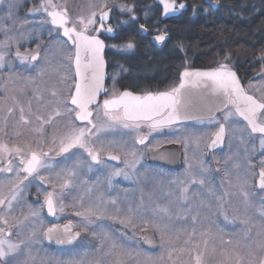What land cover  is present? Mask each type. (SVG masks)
I'll use <instances>...</instances> for the list:
<instances>
[{
  "label": "snow or ice",
  "instance_id": "obj_1",
  "mask_svg": "<svg viewBox=\"0 0 264 264\" xmlns=\"http://www.w3.org/2000/svg\"><path fill=\"white\" fill-rule=\"evenodd\" d=\"M3 3L4 0H0V4ZM159 3L163 5L165 15L175 10L174 0L172 2L170 0H159ZM13 6L12 3L8 5L9 16H11ZM106 7V3L90 5V8H92L90 15H80L75 19L69 13L67 0L62 4H58L54 0H40L39 7L30 10L34 12L43 11L47 14L49 20L45 22L53 26L49 31L50 35L53 32L59 34L62 30V36L67 39L61 41V44L66 49V59L69 62L65 66V73L60 76V83L66 86V95H62L60 90L55 88L50 90V96L53 99L48 100L47 103L53 105V109L47 118L39 113H33L31 100L27 103L26 113L25 106L13 98L19 110V120L17 121L19 126H30L33 123L32 116L38 122L39 126L28 128L29 133L36 134L34 138L38 144L43 142L46 132L45 126L51 125L54 118L66 116L68 119L63 126V131L52 133L51 142L53 144L58 142L59 144L56 154L62 155L72 153L73 149H82L91 157L92 161L101 163L100 149L93 146V137L99 139L101 132L119 127L128 130L129 133H136L135 143L145 145L152 133L165 127H172L182 120L192 119L187 113V106L191 103V100L186 98L185 92L189 88H193L201 89L208 95L220 98L223 103V108L217 109V111L222 112L224 122L220 123L214 116L208 121L209 124H219L218 130L214 133L211 143L208 145L209 148L223 142L226 124L237 125L238 127L235 130L241 133L250 130L248 132L250 138L259 133L261 147H264V95L256 98L247 94L241 86L236 72L226 63H220L217 68L210 71L192 72L185 70L180 73L179 85H174L168 90L155 94L149 92L145 95H134L129 91L116 92L114 90L112 95L100 104L97 99L99 94L107 91L104 88L103 50L105 45L98 36L89 33L90 31H101L104 22L109 17V12L104 11ZM179 7L184 8L185 5L180 4ZM128 10L131 11V9ZM97 12H99L101 28H91L97 23ZM106 31L110 33L113 29L108 27ZM155 39L158 42L163 41L165 36L157 35ZM68 45H71V47H68ZM127 47L131 48L132 45L128 44ZM15 55L21 62L29 59L27 54H21L18 50ZM38 57L39 52L37 51L31 55V60L37 61ZM4 59V54L0 53V67L4 66ZM73 65L74 74L71 72ZM35 98L37 101L43 99L39 93L35 94ZM15 110L14 107L5 108L0 106V111H6L7 113L3 117L0 134L8 135V117L12 116ZM234 116L242 118L246 125L240 126L239 121L232 119ZM76 121L81 122L83 126L77 125ZM200 122L203 123L202 120ZM142 128H147L148 133L140 134ZM22 135L23 133L19 130H15L13 133L14 137ZM169 142L181 143L179 140ZM183 143L187 152L188 143L187 141ZM48 154L42 148L40 150L33 149L31 143H26L25 146L15 143L9 145L0 138V164H3V166H0V173L15 172L17 181L16 183L9 181L11 184L9 195L4 194V182L0 181V224H9L8 215L14 209V202L18 201L23 182L31 176H38L42 181L45 179V177L40 176V170L48 167L45 163V157ZM129 155L133 159L128 163V166L135 168V165L139 162L137 153L133 149ZM14 157L18 158L19 166H14ZM109 158L119 159L118 156H110ZM185 160L187 161V156ZM4 161H7V163L4 164ZM188 167L191 169V165H188ZM201 170L204 171L202 166ZM121 174L122 172L119 170L113 173L116 176ZM123 174L127 178V173ZM68 175L74 176L76 173L75 171H69ZM254 175H258L256 186L260 190H264V167L260 169L258 174L254 173ZM173 182L178 184V198L184 202L188 200L191 185H203L205 183L204 179H196L195 176L187 183L182 180ZM70 187L71 181L65 179L61 185L62 190ZM88 191L90 192L91 189H88ZM209 192L211 193V189H209ZM226 195L227 193H225ZM218 199L223 200L224 198L218 197ZM102 203L104 204L103 207L100 205L83 207V197H81L83 211L76 213L83 220V223L79 226L80 231H76L71 222L62 228L53 225L47 228L41 227L38 230L35 223L38 221L41 225L43 224V221L39 219L40 210L30 208L29 213L23 219L15 220L12 226L16 228L15 235L17 238L15 240L11 238L13 235L12 227L7 229L0 227V264H37L38 256L34 254L33 246L40 243L41 234L49 242L55 241L57 244L63 245L73 244L77 241L80 238L81 231H90L98 241L97 247L91 250L93 255L89 257L85 253L84 256L79 258L73 257L64 261H57L56 264H133V262L135 264H209L210 260L214 264H264V222L258 226L255 238L251 237L252 229L249 227L244 233L243 242L240 240L234 242L231 239L224 240L221 236L219 238L221 247L217 248L216 236L210 230L206 229L198 233L195 227L199 219L198 215L191 217L193 227L191 231H186L183 239H181L180 233L172 234L167 224L153 221L152 227L159 234L161 249L159 257H153L139 248V241L135 240V233L131 237L126 236L124 233L117 236L110 229H106L104 225L95 224L96 221L107 218L114 222L118 221L125 229L129 227L135 229L137 227V217L132 214L131 209H129L126 216L120 214L119 208L115 209V214H110L107 204L116 205V199ZM45 205L48 214L55 216L57 212L55 193H47ZM249 206L247 194H245V209ZM219 207L222 210L224 220L228 221L227 210L224 209L223 204H220ZM59 210L63 211V207ZM168 212L167 207H160L154 215L163 214L166 216ZM190 212L191 208L185 212L183 218H186ZM259 215L264 217V209L260 210ZM30 218H36V220L32 221L33 226L24 236L21 229L26 222H29ZM236 218L241 219V223L244 225L251 224L250 218H240L239 216ZM144 224L146 226L148 221H144ZM93 225L95 226L93 227ZM197 236L200 238L194 239ZM249 240H254V247L252 243H249ZM144 242L153 243L152 239L147 238V234H145ZM258 253L261 254L259 257L257 256ZM39 264H46L45 259L40 258Z\"/></svg>",
  "mask_w": 264,
  "mask_h": 264
},
{
  "label": "flooded vegetation",
  "instance_id": "obj_2",
  "mask_svg": "<svg viewBox=\"0 0 264 264\" xmlns=\"http://www.w3.org/2000/svg\"><path fill=\"white\" fill-rule=\"evenodd\" d=\"M54 2L58 4L64 3L58 0H54ZM152 2L154 5H157L154 0ZM9 3L14 5L11 8V16H9ZM133 4V12L129 15L127 21L123 22L121 19L115 18L113 6L107 3L106 8L110 9V15L104 22L103 27L101 28L99 21V12H97L96 17L97 23L91 26V28H101L100 32L90 31L89 34L98 36L99 39L103 40L105 45L103 50L105 72L104 88L107 91L99 94L97 99L100 104L103 103L104 99L109 98L114 90L116 92L129 91L134 95H145L149 92L155 94L168 90L174 85H179L181 72L185 70L209 71L217 68L220 63L228 64L229 67L236 72L240 84L246 92L258 98L251 92L249 85L257 81L256 79L258 78V70L262 65L259 56L264 52V37L261 49L257 50L252 59H244L242 61L236 57L234 50L229 46L215 48L208 54H202V51L198 48L187 47L184 38H178L176 33L170 31V27L174 21L182 18V16H180L181 13L177 16L162 19L160 6L157 5L158 7L157 9L155 8L154 14L150 18L144 19L143 15L146 11L145 2L140 1ZM39 5L40 0H4V3L0 4V53H3L5 57L4 66L0 67V106L5 108L14 107L16 109L13 115L8 117V135L0 134V138L9 145L15 143L25 146L26 143H31L33 149L40 150L42 148L44 152L49 153L48 156L45 157V163L48 167L40 170V176L45 177V179L42 181L38 176H31L25 180L21 185L22 190L18 196V203L20 204L22 202V205L25 204L26 206L39 209L41 212L40 219L43 221V228L69 222L75 226L73 220H70L68 217L58 216L60 200L67 202L68 199L74 198L73 192L70 190L76 184L81 187L83 197L85 192L93 185L101 184L103 195L107 201L116 199V201L119 202L121 198L125 200V202L123 204L118 203L120 212L123 210L128 213L129 209H131L132 214L136 215L138 198L133 195V189L137 185V182L132 178H137L136 176H138L139 173L138 170L142 168L143 170H147L144 173H146L145 176L149 178L147 181L144 180L145 186L157 175H159L157 176L159 179L172 177L182 180L185 183L189 182L193 176H195L196 179H204L205 183L203 185L193 184L190 186L189 194L193 196V200L195 194L212 196L214 201L218 197H223L224 199L221 200V204L226 206L224 209L227 211L231 210L233 191L228 189L229 185L226 189L221 187V189H215L214 192L212 190L210 193L209 189L215 187L218 182H213L210 177L202 176V170L194 165L192 161L189 165L197 168L195 170L197 175L188 173L189 167L186 165V151L183 143L186 141L188 129L201 127L203 130V138L200 142L201 148L199 147L200 149H198V151L200 152L201 150L203 153L204 160L202 161L209 166L216 164L223 165V155L228 153L230 130L235 124H226L222 146H216L210 149L208 147L210 139L219 128L218 123L209 124V119L214 116L220 123L224 122L222 112L217 111V109L223 108V103L220 98L214 97V99L218 100V104L215 112L211 116L190 121L182 120L172 127H165L158 132L152 133L149 137V141H146L145 145L135 143L136 133H129L128 130L119 127L114 130L101 132L99 134V139L96 137L92 138L93 146L100 149L99 156L102 161L101 163L92 161L91 157L82 149H73L72 153L62 155L56 154L59 149V144L58 142L56 144L51 142L52 133L54 131H63V126L68 119L66 116L54 118L51 125L45 126V136L43 142L40 144H38L37 140L34 138L36 134L28 132V128L39 126L34 116L31 117L33 123L28 127H21L17 124L19 120V110L13 98L25 106L26 113L27 103L31 100L33 113H39L47 118L53 109V105L47 103L48 100L53 99L50 96V90L55 88L60 90L62 95H66V86L60 83V76L65 73V66L69 63L66 59V49L64 45L61 44V41L67 38L62 36V30L59 34L56 32H53L51 35L49 34L53 26L45 22L49 20L47 14L43 11H30L33 8L39 7ZM224 5L225 3L223 0H216L215 7L211 8L210 6L217 14V16H215L216 18L223 17L221 15V7ZM67 6L70 15L75 19L77 16L75 15L71 2L70 4L67 2ZM80 7H82L78 10L80 15H90L88 14L89 9H84L87 8L86 5ZM228 10L230 11L231 9L228 8ZM155 12H157V15H155ZM108 27H111L113 31L110 33L107 32L106 29ZM157 35H164L165 39L158 42L155 39ZM122 40H130L132 48L129 50H122L113 46L114 43ZM68 47H71V45H68ZM17 50L21 54H27L29 59L21 62L15 55ZM37 51L39 52L38 60L32 61L31 55ZM225 57H227V59H225ZM74 71L73 65L71 72L74 74ZM36 93H39L43 99L37 101L35 98ZM6 115V111H0V126H3V117ZM232 119L234 121H239L240 126L246 125L240 117L234 116ZM201 120L203 123L200 122ZM76 124L83 126L79 121H76ZM15 130L21 131L23 135L14 137L13 133ZM148 131L147 128H142L140 134H146ZM249 131L250 130H247V133ZM253 138H260V134H254ZM177 140L181 141V143L169 142ZM109 142L113 143L110 144ZM126 143H130L136 152L142 154V161L138 162L135 168L132 169L128 166L129 162L127 160L129 159L126 160L122 154L124 148L122 149L121 146H124ZM170 144H175L179 147L175 146L169 149L166 151L164 157L171 161L179 151L180 164L178 166L174 167L173 162L164 164L159 161H148L149 149H157ZM193 144L196 147L198 143L194 142ZM50 149L51 151H49ZM230 153H232V151H230ZM256 154L257 151H254L252 156ZM110 156H118L119 159L113 160L109 158ZM130 159L132 160L133 158ZM13 161L14 166H19L18 158L14 157ZM6 163L7 161H4V164ZM0 166H3V164H0ZM261 168L260 165H255L251 169L248 168V171L254 169L255 174H258ZM118 170L121 171L122 174L119 176L113 175V173ZM69 171H75L76 175L69 176ZM109 171H113V173L110 174L108 173ZM123 173H127V178H125ZM243 178V180L248 182L251 188H254V194L258 198L261 197L263 200L262 203L264 204V190H260L256 186L258 175H254L253 177L244 175ZM3 179H5L4 184L8 189L11 187L9 181H11V183L17 182L15 172L0 173V180ZM65 179L71 181V187L62 190L59 183H63ZM27 183L29 184V190L25 191L24 189ZM53 183L57 185L54 186ZM231 189L235 190V187ZM48 192L56 194L57 212L55 216L49 215L44 207L45 197ZM242 192L244 194L249 193L247 190ZM225 193H227L226 196ZM9 194L8 192V195ZM65 194L68 195L67 199ZM212 198L206 197V200L209 199L212 201ZM219 209L220 210H217L221 212L222 210L220 207ZM113 212H115V210ZM110 226V230L117 236H119L120 233H124L126 236L131 237L133 233H135V240L139 241V247L145 251H155L158 247V237L155 235L154 230L149 227L139 228L137 225L135 229H125L120 224ZM0 227L9 228L7 225L2 224H0ZM145 228L150 229L155 237L157 246L153 250L141 244L143 236L142 231ZM37 229L39 230L40 227L38 226ZM75 230L80 231V227L75 226ZM12 232L13 237L15 231L12 229ZM41 242L45 247L54 250H67L80 244L87 247L98 245V241L95 238H91L87 231H81L80 238L69 245L55 246L47 244L42 236Z\"/></svg>",
  "mask_w": 264,
  "mask_h": 264
},
{
  "label": "rangeland",
  "instance_id": "obj_3",
  "mask_svg": "<svg viewBox=\"0 0 264 264\" xmlns=\"http://www.w3.org/2000/svg\"><path fill=\"white\" fill-rule=\"evenodd\" d=\"M59 2H65V0H58ZM135 2H138V0H134ZM67 2L72 4L75 15L80 16L78 13V10L82 7V5H86L89 9V13L91 12L92 8H90V5H99L101 3H110L113 6V9L115 10V18L121 19V21L125 22L127 21V18L129 15L133 12L134 4L131 0H67ZM210 2L214 3L216 0H210ZM208 7L209 3H207ZM196 8V7H195ZM123 9V10H122ZM128 9H131L129 11ZM155 11V7L153 2H150L146 5V11L144 12L143 18H150ZM131 44L130 40H122L120 42L114 43L113 46L122 49V50H129L131 48H128L127 45ZM132 45V44H131ZM259 60L262 62L261 67L258 70V78L257 81H254L250 83L249 87L251 89V92L254 93L258 98H260L262 95H264V52L259 56ZM1 95V94H0ZM1 99V97H0ZM237 125L232 126L230 130V138L228 142V153L223 155V165L216 164L209 166L205 164L202 160L203 153L198 151V149L201 148V140L203 138L202 135V128H191L187 130V138L186 141L188 143V148L186 152L187 156V163L186 165H189V163L192 161L194 165H196L200 170L201 166L203 167L204 171H202V176H207L212 179V181L218 182L215 187L210 188L211 191H215V189H221L229 185L230 191H233V201H232V207L231 210L227 211L229 220L225 221L222 211L219 212V205L222 203L221 200L218 198L214 199L212 196L208 195H196L191 196L188 193V200L187 202L181 201L179 197V191H178V184L174 183L173 181H180L178 179H174L172 177H167L165 179H159L157 176L154 177L153 180L149 181L148 185L145 186V181H147L149 178H147L144 173L147 171L146 169H140L138 170V176L137 178H132L134 181L137 182V185L134 187L133 195L138 198L137 201V214L135 215L137 217L136 224L139 228L143 227H149L152 230L154 228L152 227V222H158L161 224H167L169 226L170 232L172 234L180 233L181 239L185 238L186 231H191L193 224L191 217L193 215H198L199 219L195 225V227L199 232H202L204 230H210V232L216 236V246L217 248L221 247L219 243V238L222 236L224 240H233L234 242L237 240H240L243 242V236L247 228H251V237L255 238L256 233L258 230V226L264 222V217H261L259 215L260 210L264 209V204L262 203L263 200L261 197H257L254 193V188L250 187L248 182L246 180H243L244 175H250L254 176V169H251L255 165H260V167H264V147H261L260 144V138L254 139L250 138L247 131L241 133L240 131H236ZM194 142L198 143L196 147L194 146ZM200 145V146H199ZM200 147V148H199ZM123 149L122 154L123 157L128 162H131L132 158L129 153L134 149L133 146H131L130 143H126L124 146H121ZM135 150V149H134ZM235 150V151H234ZM232 151V153H230ZM254 151H257V154L252 156ZM137 153V158L139 162L142 161V154L139 152ZM235 153V154H234ZM131 168V167H129ZM233 168V170H232ZM132 169V168H131ZM197 168L191 167V169L188 168V173L196 174L195 170ZM108 173L112 174L113 171H109ZM142 174V175H140ZM190 174V175H191ZM197 175V174H196ZM240 179V180H239ZM145 180V181H144ZM5 181V179L0 180ZM250 182L252 183L251 179ZM62 185L63 183H59ZM54 186H56V183H53ZM252 185V184H251ZM145 186V187H144ZM24 187V186H23ZM235 187V190H232L231 188ZM241 188V189H238ZM91 191H86L83 197L82 189L77 184L73 186V188L70 190L73 192L74 198L68 199L67 202H64L63 200H60V206L58 207L59 211V217H68L70 220H73V223L76 227H79L82 223V217L77 216L76 213L79 211H83V207H88L89 205H100L101 207L104 206L102 202H107L105 199L103 192H102V185H93L91 188ZM250 189V191H249ZM25 191L29 190V184L27 183ZM55 190V189H54ZM244 190H247L249 193L247 194L249 207L245 209V194L242 192ZM4 194L8 195L9 189L4 184ZM65 197L67 199L68 195L65 194ZM81 197H83V207H81ZM207 198H212L210 201L206 200ZM125 200L119 199V202L117 201L116 205L107 204V208L109 210L110 214H115L113 212L116 208L120 209V206H118V203L123 204ZM210 202V203H209ZM225 202V201H224ZM18 201L14 202V209L10 215H8L9 224L7 227H12L15 223V220L17 219H23L25 215H27L31 209H35V207L26 206L25 204L21 202L18 205ZM17 205V206H16ZM63 207V211H60L59 209ZM160 207H167L169 209L168 215L163 214H157V209ZM191 208V212L188 214L186 218H183L185 216V212ZM226 208V206H224ZM218 209V210H217ZM129 213V212H128ZM128 213L125 211H121L120 214L122 216H126ZM239 216L240 218H250L251 224L244 225L241 223V219L236 218ZM41 218V212L40 217ZM36 218H30L29 222H26L25 226L21 229L24 236L27 235L30 228L33 226L32 221H35ZM41 220V219H40ZM144 221H148V224L145 226ZM96 225H104L106 229H110L111 226H115L116 224H119L118 221H112L110 219H103L98 220L95 222ZM42 227L38 221L35 223V227ZM95 225H93L94 227ZM12 229L16 233V228L12 227ZM130 229V227H129ZM91 238H94L90 231H87ZM155 235L158 237V247L155 251H148L144 250L141 247H139L142 251L147 252L151 254L153 257H159L161 253L160 249V238L159 234L154 230ZM42 236V234H41ZM41 236H40V242H41ZM13 240H15L17 237L14 235L11 237ZM200 237H194V239H199ZM249 243L253 244L254 247V240H249ZM97 245V244H94ZM97 246H82L76 245V247H72L67 250H54L51 248L45 247L42 242L39 244H35L33 246V252L34 254H37L38 256V262L39 259L44 258L46 261V264H56L57 261H64L68 260L70 258H79L81 256H84L85 253L88 254L89 257L93 255L92 249ZM261 254H257L259 257ZM186 258V257H185ZM142 259V258H141ZM135 264V262H133ZM209 264H214L213 261H209Z\"/></svg>",
  "mask_w": 264,
  "mask_h": 264
},
{
  "label": "trees",
  "instance_id": "obj_4",
  "mask_svg": "<svg viewBox=\"0 0 264 264\" xmlns=\"http://www.w3.org/2000/svg\"><path fill=\"white\" fill-rule=\"evenodd\" d=\"M140 1L147 5L153 0ZM185 1L188 7L180 14L182 18L174 21L170 31L176 33L178 38H184L187 47L198 48L202 54H208L212 49L229 46L242 61L252 59L261 49L264 0H223L225 5L221 7L223 17L220 18L215 17L216 12L203 0ZM154 7L157 9L158 6Z\"/></svg>",
  "mask_w": 264,
  "mask_h": 264
},
{
  "label": "water",
  "instance_id": "obj_5",
  "mask_svg": "<svg viewBox=\"0 0 264 264\" xmlns=\"http://www.w3.org/2000/svg\"><path fill=\"white\" fill-rule=\"evenodd\" d=\"M154 2L157 5L160 6L161 18L162 19H166V18H170V17H173V16H177L180 13H182L183 11H185L187 9V7H188V4H187V2L185 0H182V1L174 0V8H175V10L170 12V13H168L167 15H165L164 11H163V5H161L159 3V0H154ZM170 2H172V0H170ZM203 2L204 3H209L212 8L215 7V4L210 2V0H203ZM180 4H184L185 7L184 8H180L179 7ZM104 11H108L109 15H110V9L109 8L104 9ZM98 17H99V13H98ZM140 28L142 29L141 26H140ZM192 72H196V71L192 70ZM249 95H251V94H249ZM185 96L191 100V103L187 106V113H188V115L190 117H192V119L183 120V121H190V120H194V119L209 117L215 112V110L217 108L216 106L218 104V100L214 99L215 96L208 95L207 93L203 92L201 89L189 88L185 92ZM213 136H214V134H213ZM213 136H212V138H213ZM212 138L210 139L209 144L211 143ZM222 144H223V142L218 144L217 146L220 147V146H222ZM175 146L179 147L178 145L170 144V145L162 146V147L157 148V149H149L148 161L149 162L159 161V162L164 163V164H170V162H173V166L174 167L178 166L180 164L179 151L171 159V161L164 157L166 151H168L169 149H172ZM44 207H45L46 212L48 213L46 205ZM67 224H69V223L59 224L58 226H60L62 228L64 225H67ZM142 233H143V236H142V239H141V244L143 246L149 248V249H152V250L155 249L157 244H156V240H155V237H154L152 231L150 229L145 228V229H143ZM145 234H147V238L152 239V241H153L152 244H148V243L144 242ZM44 241L47 244H52V245H55V246L69 245V244H63V245L57 244L55 241L49 242L47 239H44Z\"/></svg>",
  "mask_w": 264,
  "mask_h": 264
}]
</instances>
